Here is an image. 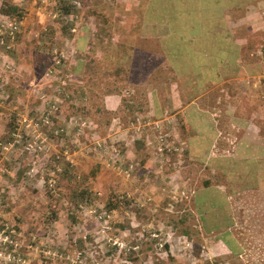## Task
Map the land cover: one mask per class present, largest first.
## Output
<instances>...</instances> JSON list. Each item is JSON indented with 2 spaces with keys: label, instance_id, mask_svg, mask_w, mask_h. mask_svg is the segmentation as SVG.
Listing matches in <instances>:
<instances>
[{
  "label": "rangeland",
  "instance_id": "1",
  "mask_svg": "<svg viewBox=\"0 0 264 264\" xmlns=\"http://www.w3.org/2000/svg\"><path fill=\"white\" fill-rule=\"evenodd\" d=\"M80 1L0 0L9 19H21L14 41L0 27V145L7 148L0 150V229L9 236L0 264H264V189L249 154H264V84L255 98H242L256 128H222L217 139L211 119L218 121L221 92L213 90V117L198 97L184 113L188 132L178 127L174 136L168 120L147 119L140 130L150 137L134 141L131 154V134L121 128L128 115L119 113L111 130L102 109L97 123L108 129L98 134L90 128L96 115L72 116L88 99L67 88L63 72L82 57L74 37L89 36ZM194 60L190 71L202 85ZM222 188L238 259H227L217 240Z\"/></svg>",
  "mask_w": 264,
  "mask_h": 264
},
{
  "label": "crops",
  "instance_id": "2",
  "mask_svg": "<svg viewBox=\"0 0 264 264\" xmlns=\"http://www.w3.org/2000/svg\"><path fill=\"white\" fill-rule=\"evenodd\" d=\"M121 1L130 5L126 4L127 8L120 10L113 6L102 11L111 22H115L112 32L113 40L117 41L119 36L115 35L117 32L124 34L121 37L125 39H128L130 34H134L130 35L131 39L134 38L133 41H145L150 43L149 45L154 43L153 47H156V42L161 40L164 34L172 32L181 34L183 39L192 43V47L193 42H197L196 46L201 49L199 52L206 60L204 71L208 76L206 83L208 91L200 96L203 97L199 105L200 109L205 110L209 116L213 117V114L211 115V112L207 111L214 104L212 91L221 92V107L215 110L219 114L218 121L214 117L211 119L212 124L218 129L217 139L224 137L220 131L222 128H256L251 122L252 120L249 119L250 117L246 118V114H249L252 109L247 106V101H242V98H255L257 91H261L260 85L264 84L261 83L264 79V0ZM179 2L183 4L179 5ZM204 2L211 4L207 8L211 12L208 13L204 21H200L201 4ZM188 3H192V6L190 7ZM116 22L122 26L119 27ZM195 27H198L196 36H190V32L197 30ZM177 29L181 33L177 32ZM83 39L86 38L75 36L73 39V44L79 51H84L87 48V40ZM141 49L143 48L139 50ZM176 77L175 81L170 79L169 83L159 84L161 90L154 89L159 96H162L163 93L165 97L159 99L161 103L157 110L158 114L161 113L159 118H152L154 113L152 105H144L142 112L135 113L134 110V114H138L135 122L130 123L131 121H129L128 125L122 127L131 134L127 138L130 153H137L135 147L137 139L150 137L149 134L140 130L145 116H148L152 122L162 123V125H165V121L168 120L174 136L177 135L178 127L187 132L190 130L184 113L196 101L194 96L199 97V95L195 94L189 75L181 74ZM215 80L218 82L214 83ZM161 86L164 87L162 93L160 92L162 91ZM135 90L138 93L144 91V89L132 88L127 92V95H133ZM149 91L146 90L148 94H150ZM232 97L233 100H231ZM119 99V96L112 93L104 95L102 103L107 113L119 112ZM124 108L127 109V111L124 110V114L133 111L129 106ZM244 114L245 118H243ZM162 115L167 116L165 118ZM113 118L112 120L115 121L119 116ZM238 118H242L241 122L244 125H239L241 122ZM111 127L114 129V126L111 125Z\"/></svg>",
  "mask_w": 264,
  "mask_h": 264
},
{
  "label": "trees",
  "instance_id": "3",
  "mask_svg": "<svg viewBox=\"0 0 264 264\" xmlns=\"http://www.w3.org/2000/svg\"><path fill=\"white\" fill-rule=\"evenodd\" d=\"M85 3L86 5H84ZM126 4L127 3H123L121 0H85L84 2L80 1L77 3V10H80V12L84 14L81 15V17H84L85 20L90 18V22L87 23L90 25H87L85 22L84 24H86V27L83 24L84 26L81 28L85 32H89L88 38L85 37L86 39H83L84 41L87 40V48L84 51H79V54H81L82 57L76 62L70 63L68 68H63V72L69 75L67 84H70H65L68 89L74 91V88L77 87L88 93L87 102L84 104V107L86 108L84 110L80 108L74 110L72 116L91 117L96 115L95 120L93 121L94 123L90 122V124H92L90 125V128L93 130V134H98L102 129H108L105 124L97 123L99 119L98 114L104 109L102 101L105 94L112 93L119 96L120 106H129L133 109L132 113L129 114H124V111H122V114H124L123 116L128 115V120L126 122L129 123V121H131L130 123H133L138 115L134 114V110L135 113L142 112V108L145 105V99L147 97L146 90H150L149 96L154 111L152 118L157 119L161 116V113L158 114L157 110L161 104L159 99L165 98L162 93L164 92V87L161 86L162 91L160 92L162 93V96H159L158 92L154 91L156 88H145L146 85H151L157 80L160 81L161 85L162 83L171 82L170 79L175 81V78H177L176 76L187 74L191 77L190 81L194 86V92L196 95H199V98L203 93L208 91L206 88L208 76L204 71V63L206 60L203 59L200 54L201 52L199 51H201V49H198L199 47L196 46V41L193 42L192 47V43L183 39L181 34L172 32L164 34L162 39H159L160 41L158 40V42H156V47H153L154 43L149 45L150 43L145 41H133L134 38L131 39L130 35L134 34H130L128 39H125L121 37L124 34L117 32L115 35H119L118 39L117 41L113 40L112 32L115 22H111L103 12L109 7L116 6L117 9L120 10L127 8V5H130ZM178 4L180 5L183 3L179 2ZM188 4L190 7L192 6V3ZM104 5L106 6L105 8H103ZM201 6L202 11L200 12V21H204L207 18L208 13L211 12V10H207L211 4L204 2ZM1 7L2 5H0L1 15H10L7 13L8 11H4ZM63 13L67 14L68 9H65ZM116 24L119 27L122 26L117 22ZM69 25L71 26V24ZM165 27L168 29L166 25ZM195 28L197 30L190 32V36H196L198 27ZM177 32H180V30L177 29ZM147 43L148 45L145 46ZM140 48L143 49L139 50ZM191 58H194V62L199 64V73L202 75V85L199 77L193 75V70L190 71ZM34 59L35 62L39 61V56H34ZM56 82L58 86L56 95L62 97L61 91L64 86L59 85V80H56ZM132 88L144 89V91L138 93L135 90L133 95H127V92ZM9 91H11V94L14 92L12 89ZM197 97L198 96H194V99ZM93 98H98V102H94ZM104 111L106 110L104 109ZM119 113L121 114V111L114 114L110 112L108 114H111L112 120L114 119V116H119ZM147 119L148 116H145L142 121H146ZM117 120L112 123L114 129L116 128L115 123H117ZM110 128L111 130L113 129L111 126ZM262 151L264 152V150ZM249 154L254 156V161H256V163L258 162L257 184L259 187H257V185L256 187L264 189L262 186L264 183V154L263 157L260 158L258 155L252 154V151ZM249 159H252V157ZM71 176L72 175L69 174L67 179ZM222 192H224L223 188L221 190V235L217 237V240L221 243V247L226 251L223 255H226L227 259H238L241 256V252L235 244L236 238L230 233V229L235 226V223L230 216V210L228 209V204L225 200L226 196H224ZM83 194L85 193L82 192L80 195L83 196ZM1 198H3L2 195ZM108 201L114 203L115 199L109 198ZM218 212H220V210H218ZM164 249L166 253H168L165 244Z\"/></svg>",
  "mask_w": 264,
  "mask_h": 264
},
{
  "label": "built area",
  "instance_id": "4",
  "mask_svg": "<svg viewBox=\"0 0 264 264\" xmlns=\"http://www.w3.org/2000/svg\"><path fill=\"white\" fill-rule=\"evenodd\" d=\"M47 0H41V3L44 4ZM21 19H9L8 16H3V18L0 20V27L4 28L6 30V34L8 35L10 41H14L15 35L18 33L19 26L21 25ZM44 124H47V118L44 117L43 120ZM1 151H6L7 148L5 146L0 145ZM6 230L0 229V245L5 244L9 242V236L5 232ZM2 257L0 253V258ZM10 256L7 255L6 259L9 260Z\"/></svg>",
  "mask_w": 264,
  "mask_h": 264
}]
</instances>
